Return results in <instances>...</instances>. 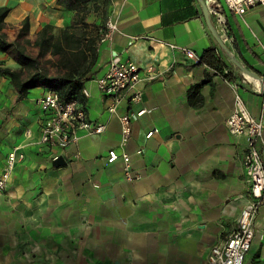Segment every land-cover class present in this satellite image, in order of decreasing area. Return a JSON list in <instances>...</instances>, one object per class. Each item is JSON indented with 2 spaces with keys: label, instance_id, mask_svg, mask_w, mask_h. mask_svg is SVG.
Listing matches in <instances>:
<instances>
[{
  "label": "crops",
  "instance_id": "crops-1",
  "mask_svg": "<svg viewBox=\"0 0 264 264\" xmlns=\"http://www.w3.org/2000/svg\"><path fill=\"white\" fill-rule=\"evenodd\" d=\"M202 1L88 0L79 21L67 0H0L10 39L25 17L30 40L46 24L55 38L66 26L83 32L70 49L82 51L75 66L70 54L48 51L40 61L49 74L82 75L75 99L104 124L64 148L44 144L39 99L50 87L20 93L0 76V174L8 152L22 153L0 191V264H207L210 247L232 230L248 198L245 137L231 134L225 120L235 92L264 119L257 78L264 74V7L239 15L220 0L219 22ZM108 19L118 30L102 41L98 30ZM134 35L148 37L129 43ZM154 38L189 47L198 58L214 48L220 65L185 59ZM114 53L152 64L159 75L139 81L140 97L110 113L97 78ZM0 63L21 68L13 50L0 51ZM126 112L134 117L122 144L118 114ZM111 148L128 153L127 167L121 158L106 162ZM243 264H264V202Z\"/></svg>",
  "mask_w": 264,
  "mask_h": 264
},
{
  "label": "built area",
  "instance_id": "built-area-1",
  "mask_svg": "<svg viewBox=\"0 0 264 264\" xmlns=\"http://www.w3.org/2000/svg\"><path fill=\"white\" fill-rule=\"evenodd\" d=\"M223 2L231 11L239 15H242L251 6L264 7V0H223ZM204 4L208 11L217 16L219 22H223L220 0H204ZM117 30V23L108 19L100 39L102 41L110 40ZM140 37L148 36L134 35L129 43ZM154 40L178 49L185 59L198 60V56L189 47L156 38ZM158 75L159 73L152 64L142 67L133 61L121 59L118 53L112 54L105 73L97 78L100 91L110 100L107 105L108 112L117 113L121 103L138 99L141 95V91L137 87L138 82L151 80ZM259 79L264 82V74L260 75ZM39 107L43 113L40 141L44 144L64 148L75 142L81 134L103 131V123L89 119L84 108L76 99L65 101L56 89L48 88L43 92L39 99ZM142 111L140 110L136 114ZM133 117L134 114L128 112L118 114L122 144L130 134ZM225 123L231 134H241L245 137L246 148L242 156V166L249 182V192L247 201L232 230L222 241L210 247L207 264H243L244 256L253 236V220L259 206L264 202V158L261 153V150L264 149V119L261 116L252 115L241 96L235 92L234 106ZM21 157L22 153L16 154L14 150L8 152L6 167L0 174V191L5 188L15 161ZM118 158H121L127 167L129 155L126 151L119 153L113 148L108 150L106 162H112Z\"/></svg>",
  "mask_w": 264,
  "mask_h": 264
},
{
  "label": "trees",
  "instance_id": "trees-1",
  "mask_svg": "<svg viewBox=\"0 0 264 264\" xmlns=\"http://www.w3.org/2000/svg\"><path fill=\"white\" fill-rule=\"evenodd\" d=\"M88 0H67V6L75 9L76 20L83 21ZM8 9L5 6H0V51H14V58L20 64L21 68L13 70L8 66L0 63V76H8L16 89L23 93L27 89L44 83L50 88L56 89L63 100L77 99L79 97V88L81 86L82 75L75 76L71 71L66 73L49 74L45 67V61H40L48 51L52 54L68 57L69 54L73 57V62L69 63V59L65 60L70 66H75L79 62V56H82V51L76 50L70 52V49H75L80 46V36L83 34L80 30L73 29L68 32L63 28L59 38H55L48 24L36 33L33 40L27 37L29 26L28 18L25 17L20 21V26L15 32L14 38L10 39L6 31L7 23L5 17ZM106 23V21H105ZM105 23L100 26L98 36L105 27ZM81 34V35H80ZM100 34V35H99ZM101 38V37H99ZM37 49L36 54L31 53L30 47ZM197 61L204 62L210 66L217 67L220 65V59L216 55L214 48L205 49ZM66 62L62 59L58 60L57 65L63 66Z\"/></svg>",
  "mask_w": 264,
  "mask_h": 264
},
{
  "label": "water",
  "instance_id": "water-1",
  "mask_svg": "<svg viewBox=\"0 0 264 264\" xmlns=\"http://www.w3.org/2000/svg\"><path fill=\"white\" fill-rule=\"evenodd\" d=\"M202 3H203V5H204V7L206 8V6H205V4H204V2L202 1ZM206 10H207V8H206ZM210 27H211V29H212V31L215 33V30L213 29V27L210 25ZM216 34V33H215ZM218 41H219V43L220 44H222L221 43V40H220V38L218 37ZM257 78H260V76H257Z\"/></svg>",
  "mask_w": 264,
  "mask_h": 264
},
{
  "label": "rangeland",
  "instance_id": "rangeland-1",
  "mask_svg": "<svg viewBox=\"0 0 264 264\" xmlns=\"http://www.w3.org/2000/svg\"><path fill=\"white\" fill-rule=\"evenodd\" d=\"M225 5H226V4H225ZM226 7H227V9H228L229 11H231L227 5H226Z\"/></svg>",
  "mask_w": 264,
  "mask_h": 264
}]
</instances>
